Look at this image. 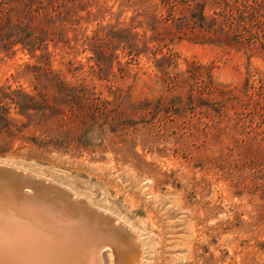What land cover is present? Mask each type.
<instances>
[{
  "label": "rangeland",
  "instance_id": "rangeland-1",
  "mask_svg": "<svg viewBox=\"0 0 264 264\" xmlns=\"http://www.w3.org/2000/svg\"><path fill=\"white\" fill-rule=\"evenodd\" d=\"M166 1L76 0L47 50L3 51L0 86L45 94L63 111L53 134L69 133L47 149L17 138L0 160L125 223L142 244L139 264H264V0H207L206 15L219 12L231 43L167 34L164 51L177 63L164 77L159 52L132 56L91 39L114 25L149 38L147 24L138 25L149 12L165 15L161 28L176 32L185 5L178 0L172 10L176 2ZM189 63L202 65L201 74L185 72ZM64 86L83 98H66ZM45 129L32 122L21 135L45 139ZM102 261L114 264L111 248Z\"/></svg>",
  "mask_w": 264,
  "mask_h": 264
},
{
  "label": "trees",
  "instance_id": "trees-1",
  "mask_svg": "<svg viewBox=\"0 0 264 264\" xmlns=\"http://www.w3.org/2000/svg\"><path fill=\"white\" fill-rule=\"evenodd\" d=\"M76 0H0V54L3 51H11L18 45L28 49L30 52L37 50H47L48 41L51 35L64 34V27L68 23V17L71 14L69 3H74ZM171 8L175 9L178 0H174ZM162 3H167L166 0H161ZM185 7L182 9V19L180 23L175 22L177 31L173 32L170 27L163 29L161 25H166V17L155 12H149L146 15V20L138 25L147 24V27L152 31V34L147 38L144 34V39L139 38V33L134 31L137 26L114 25L111 27H102L98 29L91 39L96 42L101 41L109 46L113 45V49H117L120 45L127 50L132 56H138L142 51H151L160 53L162 57L157 61V67L162 76L169 74V69L173 64L177 63L175 55L170 50L164 51L168 47L166 36L169 35H195L203 42L212 44H230L231 34L225 29L224 23L219 18V12L215 10L214 15H206L207 0H182ZM259 5V4H258ZM63 23V26L59 24ZM60 28V32L58 31ZM142 42L143 50L140 47ZM154 43L153 47L149 44ZM111 49V48H110ZM97 56L100 61H104L105 49L100 45L97 46ZM106 63H101L104 66ZM202 65L196 66L194 63H189L185 72L192 74H201L200 68ZM62 92L66 98L76 100L83 96L76 94L79 89L64 86ZM8 100V101H7ZM81 102V101H79ZM78 104V102H77ZM12 107L18 109V113L29 119V123L19 124L18 120L11 115ZM59 113H63L62 108L56 105H51L49 98L45 94L36 95L24 93L22 91H8L7 87L0 86V151L8 150L13 141L20 138L26 142L33 143L40 148H50L62 143L69 131L58 130L56 134L52 128V123ZM75 117L81 116L84 120V125L89 122L87 115H82L80 112L73 110ZM32 122H37L46 127L43 134L45 139L38 136H26L21 133Z\"/></svg>",
  "mask_w": 264,
  "mask_h": 264
},
{
  "label": "bare ground",
  "instance_id": "bare-ground-1",
  "mask_svg": "<svg viewBox=\"0 0 264 264\" xmlns=\"http://www.w3.org/2000/svg\"><path fill=\"white\" fill-rule=\"evenodd\" d=\"M5 163L36 179L37 198L23 195L32 192L26 177L18 176L22 186L0 183V264H101L106 246L117 264L141 262L142 244L125 223L66 186Z\"/></svg>",
  "mask_w": 264,
  "mask_h": 264
},
{
  "label": "water",
  "instance_id": "water-1",
  "mask_svg": "<svg viewBox=\"0 0 264 264\" xmlns=\"http://www.w3.org/2000/svg\"><path fill=\"white\" fill-rule=\"evenodd\" d=\"M3 161L4 160H0V183H2L3 180H7V182H5V183H8L11 186H16V185L22 186L20 180H22L23 178L21 179L18 176H20V175L23 176L24 175L23 172L21 170L16 172L12 167L8 166V164H6ZM25 177L27 179L33 180L31 182L32 185L30 187H28L30 190H32V192H30V193L29 192H22L23 195H25L26 198H30V197L31 198H37V196H36L37 184L34 183V182H36V179L33 176H29L28 174L27 175L25 174ZM39 181H40L39 183H41V182L44 183L43 180H39ZM10 189H12V188H10ZM10 189H8V190H10ZM106 247H109L112 249L113 255H114V264H117L113 247H111V246H106ZM106 247H104V248H106ZM103 249H101V254H100L101 264H103V261H102V250Z\"/></svg>",
  "mask_w": 264,
  "mask_h": 264
}]
</instances>
